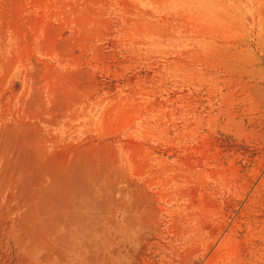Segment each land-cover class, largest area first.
Masks as SVG:
<instances>
[{
    "label": "rangeland",
    "instance_id": "rangeland-1",
    "mask_svg": "<svg viewBox=\"0 0 264 264\" xmlns=\"http://www.w3.org/2000/svg\"><path fill=\"white\" fill-rule=\"evenodd\" d=\"M0 264H264V0H0Z\"/></svg>",
    "mask_w": 264,
    "mask_h": 264
}]
</instances>
